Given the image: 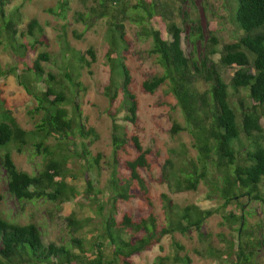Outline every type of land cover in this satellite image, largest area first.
I'll return each mask as SVG.
<instances>
[{
  "label": "trees",
  "instance_id": "1",
  "mask_svg": "<svg viewBox=\"0 0 264 264\" xmlns=\"http://www.w3.org/2000/svg\"><path fill=\"white\" fill-rule=\"evenodd\" d=\"M9 3L10 0H0V45L12 50L24 66L18 74L19 68L5 70L0 61V78L17 75L20 85L36 102L32 113L37 119L33 129L24 128L0 89V164L6 171L8 192L20 203L49 201L60 205L78 197L68 181L74 158L70 152L88 161L91 156L101 169L102 154L93 156L88 145L101 135L84 117L77 101L85 89L82 71L93 67L98 52L91 46L86 52L88 57L72 46L67 24L71 0H58L46 11L66 22L58 36L64 64L59 71L48 70L44 62H52L49 50L36 58L30 55L37 52L39 45L50 47L45 27L35 17L27 31L21 30L20 7L8 9ZM173 3L91 0L85 11L73 15L85 30L92 29L99 20L107 25L105 57L110 78L104 95L116 108L110 113L113 151L109 215L98 241L89 242L86 236H80L89 222L69 213L68 241L46 244L39 223L12 221L0 204V264H136V256L157 246L162 248L165 237L176 233L188 236L193 231L206 243L205 254L221 264H264L260 259L263 226L252 224L248 217L252 212L245 211L249 202L264 204V0L228 1L231 19L241 32L230 42L223 41L213 26L206 35L200 15L193 12L195 0L189 3L192 12L179 8L178 15ZM180 15L182 21L178 19ZM128 22L137 24L141 37L152 38L149 52L158 56L164 68L162 74L146 78L141 88L155 94L159 87L170 84L188 125L185 128L175 123L172 132L189 130L197 151L196 156L183 149L177 159L167 157L157 181L167 184L174 193H182L197 191L215 175L222 201L217 208H202L196 203L181 205L167 193L157 204L153 186L143 174V170L153 169L154 151L145 146L141 136L140 100L129 66L132 41ZM186 25L193 44L204 46L200 58L195 54L187 56L183 49ZM84 33L74 31L78 39ZM233 65L239 69L228 83L225 74ZM123 111L126 123L118 121ZM30 146L44 159L36 173L21 169L14 158V152L23 153ZM90 167L94 168L92 162ZM87 190L96 201L104 197L91 178L87 179ZM135 200L141 203L136 210L128 207ZM100 207L101 211L105 209L103 204ZM216 214H221L224 223L236 231L235 240H227L226 248L217 247L212 234L205 230L208 220ZM174 246L177 250L173 256H159L155 264H193L191 256L179 252L185 250L183 245L174 242Z\"/></svg>",
  "mask_w": 264,
  "mask_h": 264
},
{
  "label": "rangeland",
  "instance_id": "2",
  "mask_svg": "<svg viewBox=\"0 0 264 264\" xmlns=\"http://www.w3.org/2000/svg\"><path fill=\"white\" fill-rule=\"evenodd\" d=\"M191 0H173V8L175 14H179V8L192 12L190 8ZM229 0H195L196 9L193 11L200 15L204 32L208 36L210 26L217 29L219 36L225 42L236 40L241 32L233 23L229 8ZM58 0H10L8 9L20 7L23 22L20 25L21 30L27 31V26L33 18H38L46 29V35L50 39V47L39 45L36 53H31V57L36 58L38 54L44 50L52 53V62H47L48 70L59 71L60 66L64 64L59 52L61 51L59 34L62 32V26L65 21L49 14L46 9L56 6ZM91 0H71L72 11L69 15L68 39L72 46L87 55V49L94 46L98 52V61L91 69L82 71L81 81L85 88L80 92L77 101L80 103L84 117L93 124L99 131L101 137L94 143L88 142L89 149L93 156L98 153L102 154L100 159L101 169L89 156L88 161L84 156L78 153L70 152L74 156L69 169L68 181L77 192L78 197H73L70 201L60 205L38 201L27 204L20 203L16 198L8 192L6 181V171L0 164V204L1 208L12 221L21 224L29 222H37L44 233V241L46 244L55 243L63 244L68 241L70 236L71 223L68 220V214L74 213L82 221H88L89 225L85 228L80 236H86L89 242L98 241L101 237L105 219L109 215L110 205L109 197L111 192L108 189V182L111 174L112 160V118L111 112H115L109 99L104 95L105 85L109 82L110 68L105 57L108 48L106 41L107 25L104 20H99L97 24L90 30H85L82 23L74 20L73 15L76 11H85L86 5H90ZM182 21L183 16L178 17ZM140 28L135 23L128 22V33L132 41V56L129 60V66L132 69L136 82V92L140 100V123L141 136L146 147H150L154 151V166L152 171L143 170V174L153 186V194L157 204L163 193L171 196L174 202L181 205L196 203L202 208H217L222 201L218 196L217 180L215 175L210 177L208 183L203 182L197 191H189L182 193L172 192L167 184H160L157 179L162 170V164L167 157L175 156L177 159L179 152L187 149L188 154L196 156L197 151L193 146V137L189 130H183L179 133H173L172 128L175 123L187 127L184 114L178 106L177 100L170 89V84L166 83L158 88L155 94L146 93L141 88L142 82L151 76L162 74L164 68L159 61L157 55H151L149 50L152 46V38H144L139 35ZM85 31L82 39H78L74 34ZM182 46L187 56L195 54L198 58L204 54V46L193 44L190 38V28L186 25V31L182 35ZM88 56V55H87ZM89 57V56H88ZM0 61L3 69L8 70L13 67L19 68L17 73H21L24 64L12 50L4 48L0 45ZM65 62V64H67ZM239 69L237 65L229 67L225 77L228 83ZM0 89L8 100L10 108L14 115L26 129H33L37 118L32 113L35 100L27 94V91L20 85L17 75L8 74L0 78ZM118 106L119 103H116ZM125 111L121 112L118 117L120 123H126L124 120ZM264 123V120H263ZM74 148V147H73ZM76 149V148H75ZM80 149V144L78 145ZM92 156V157H93ZM14 158L17 165L26 171L36 173L43 165L44 159L37 150L30 146L23 153L14 152ZM93 163L94 168L90 167ZM94 181L96 188L104 192V197L96 201L93 194H89L87 190V179ZM212 194V198H210ZM105 209L101 211V205ZM121 205H123L121 203ZM141 205L139 200L133 201L128 207L134 210ZM125 206V205H123ZM246 212H252L250 221L252 224H260L264 230V204L262 202H249L245 206ZM221 214L211 217L206 223V232L211 233L212 240L219 248H226L227 240H235L236 231L224 223ZM174 242H179L184 246L185 250H179L181 254H188L193 259V264H221L217 259L210 258L205 254L206 243L200 240L197 232L193 231L188 236L176 233L174 236H167L163 240V247L159 246L154 249L145 251L134 258L136 264H155L159 256H173L176 247ZM260 259L264 262V247L261 250ZM171 264V262H168Z\"/></svg>",
  "mask_w": 264,
  "mask_h": 264
}]
</instances>
